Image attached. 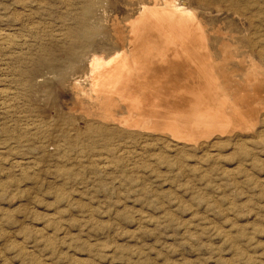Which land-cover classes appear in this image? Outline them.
I'll return each instance as SVG.
<instances>
[{
  "label": "rangeland",
  "instance_id": "obj_1",
  "mask_svg": "<svg viewBox=\"0 0 264 264\" xmlns=\"http://www.w3.org/2000/svg\"><path fill=\"white\" fill-rule=\"evenodd\" d=\"M148 1H0V264H264V113L254 134L185 147L75 101L88 58ZM185 1L214 60L226 45L236 79L249 60L264 75V0Z\"/></svg>",
  "mask_w": 264,
  "mask_h": 264
},
{
  "label": "bare ground",
  "instance_id": "obj_2",
  "mask_svg": "<svg viewBox=\"0 0 264 264\" xmlns=\"http://www.w3.org/2000/svg\"><path fill=\"white\" fill-rule=\"evenodd\" d=\"M1 14L3 15V13ZM202 23L196 10L185 0H149L146 4L141 3L136 15L125 23L128 29L126 36L123 35L124 32L119 29L118 25H114L116 43L114 41L115 48L112 54L104 56L103 53L101 55L92 53L93 55L87 60L88 71L83 76V80H73L71 85L76 93L74 94L76 103H80L86 98L88 104L86 103L87 106L86 104L84 106L90 108V113L87 111V115L95 112L102 121L108 122V124L112 122L122 130L135 134H160L167 136L176 145L183 144L185 147L191 145L196 147L195 145L202 140L215 136L224 137L234 132H236L235 135L238 133L240 135L241 133L254 134L261 114L264 113V75L262 70L258 64L249 60L243 77L236 79L227 68L229 60L237 57L236 51L229 50L230 47H226V45L224 48L221 46L223 61L218 63L214 60L212 58L214 55L211 53L213 49L211 46V50L209 49L208 34L205 33V26L203 27ZM3 35L5 36V34ZM28 36L30 37V35ZM0 39L2 38L0 37ZM5 44L7 46V43ZM10 44L13 46L12 43ZM10 44L8 43L9 46ZM241 62V60L238 61L239 64ZM119 102L120 104L124 103L126 109L125 115L122 114L123 116L120 118L115 114L119 108ZM80 107L82 106L80 105ZM82 109L84 108L82 107ZM92 117L93 115L90 117L91 120ZM97 119L95 118V120ZM102 124L104 123L102 122ZM99 131H102L100 127ZM111 135L113 136V133L109 136ZM146 136L148 137V135ZM121 141L123 140L121 139ZM235 141L241 142L240 140ZM171 146L173 147V145ZM184 146H182V150Z\"/></svg>",
  "mask_w": 264,
  "mask_h": 264
}]
</instances>
